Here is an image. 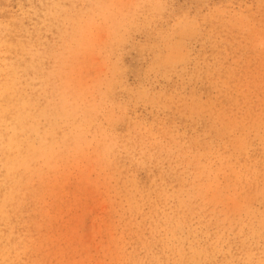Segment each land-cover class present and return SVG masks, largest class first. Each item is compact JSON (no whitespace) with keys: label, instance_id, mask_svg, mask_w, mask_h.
Masks as SVG:
<instances>
[{"label":"rangeland","instance_id":"rangeland-1","mask_svg":"<svg viewBox=\"0 0 264 264\" xmlns=\"http://www.w3.org/2000/svg\"><path fill=\"white\" fill-rule=\"evenodd\" d=\"M0 264H264V0H0Z\"/></svg>","mask_w":264,"mask_h":264}]
</instances>
